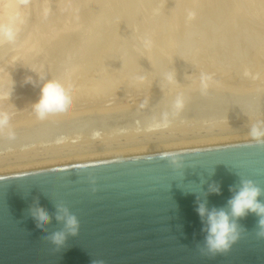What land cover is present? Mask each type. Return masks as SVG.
Masks as SVG:
<instances>
[{"label":"rangeland","instance_id":"rangeland-1","mask_svg":"<svg viewBox=\"0 0 264 264\" xmlns=\"http://www.w3.org/2000/svg\"><path fill=\"white\" fill-rule=\"evenodd\" d=\"M254 1L22 0L17 39L0 44V110L16 133L0 135V169L247 135L264 120V3ZM49 79L73 104L40 121L31 106Z\"/></svg>","mask_w":264,"mask_h":264},{"label":"water","instance_id":"water-1","mask_svg":"<svg viewBox=\"0 0 264 264\" xmlns=\"http://www.w3.org/2000/svg\"><path fill=\"white\" fill-rule=\"evenodd\" d=\"M173 152L179 168L169 164ZM238 177L264 189V147L250 146L247 135L0 169V264H264L251 213L238 220L240 238L227 252H202L198 204L226 210ZM60 203L80 229L56 249L44 237L63 228ZM37 204L50 217L43 233L29 214Z\"/></svg>","mask_w":264,"mask_h":264},{"label":"clouds","instance_id":"clouds-1","mask_svg":"<svg viewBox=\"0 0 264 264\" xmlns=\"http://www.w3.org/2000/svg\"><path fill=\"white\" fill-rule=\"evenodd\" d=\"M18 29L15 17H10L7 22H0V44H13L17 39ZM43 79V78H41ZM210 77L202 76L200 89L205 93L209 87ZM32 83L31 78L26 81ZM73 104L72 94L62 83L55 79H49L40 87L39 98L32 104V111L36 119L44 121L49 117L67 115ZM184 107V101L177 97L174 103V110L179 113ZM11 115L8 111L0 110V135L6 134L9 141L16 138L15 130L10 124ZM165 121L167 117L165 116ZM165 126L167 124L165 123ZM248 144L264 147V120L251 122L248 127ZM169 164L175 168L181 166L179 153H168ZM232 191L233 189H229ZM210 193L219 194L218 185H209ZM264 189L259 187L250 179L238 177V186L234 195L227 202V209H209L206 201L199 203L196 209L197 214L202 219L203 227L201 231L205 233L202 252L215 255L227 252L233 244L240 238V226L238 220L251 213L257 217L256 235L264 239ZM29 214L37 225L40 232L46 231V225L50 223L49 215L38 206L29 210ZM57 222L63 224V228L46 235L44 238L49 241L56 249L65 246L68 236L76 237L79 233L80 224L77 217L63 203L57 204ZM91 264H103L102 260H93Z\"/></svg>","mask_w":264,"mask_h":264},{"label":"bare ground","instance_id":"bare-ground-1","mask_svg":"<svg viewBox=\"0 0 264 264\" xmlns=\"http://www.w3.org/2000/svg\"><path fill=\"white\" fill-rule=\"evenodd\" d=\"M251 1H254V0H251ZM256 1V0H255ZM254 1V2H255ZM257 1H259V3L261 4V3H264V0H257ZM256 1V2H257ZM261 1V2H260ZM1 2V1H0ZM2 2H3V4L2 3H0V4H2V8L0 9V22H5V21H7L10 17H12V16H14V15H16V14H19L20 12H21V9H22V0H2ZM255 2V5L258 3H256ZM258 3V5H260ZM262 5V6H261ZM260 6H258L259 8H261V9H263L264 8V5L263 4H261ZM257 6V5H256ZM245 135V134H244ZM95 136V135H94ZM238 136V135H237ZM126 139H128V137L126 138ZM131 138H129V142H131V140H130ZM132 140H133V138H132ZM162 142V141H161ZM160 142V143H161ZM175 143V142H174ZM180 143V142H179ZM169 145V144H168ZM151 146V145H150ZM149 146V147H150ZM153 146V145H152ZM159 146V145H158ZM162 146V145H161ZM141 147V146H140ZM146 147V146H145ZM144 147V148H145ZM119 151V150H118ZM102 154V153H101ZM79 157V156H78ZM8 167V166H7ZM6 167V168H7Z\"/></svg>","mask_w":264,"mask_h":264}]
</instances>
